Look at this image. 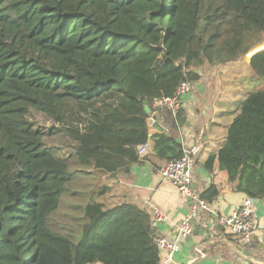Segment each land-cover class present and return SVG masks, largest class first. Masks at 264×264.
Here are the masks:
<instances>
[{"label": "trees", "instance_id": "trees-1", "mask_svg": "<svg viewBox=\"0 0 264 264\" xmlns=\"http://www.w3.org/2000/svg\"><path fill=\"white\" fill-rule=\"evenodd\" d=\"M263 40L264 0H0V264H159L150 215L126 202L106 208L105 185L89 194L77 242L49 228L70 165L99 180L127 173L152 115L180 124L181 110L173 117L157 100ZM249 67L263 88L241 102L204 166L217 162L236 192L264 200V50ZM52 135L69 154L48 148ZM153 148L166 161L183 150L163 133ZM217 194L211 185L198 195Z\"/></svg>", "mask_w": 264, "mask_h": 264}, {"label": "crops", "instance_id": "crops-1", "mask_svg": "<svg viewBox=\"0 0 264 264\" xmlns=\"http://www.w3.org/2000/svg\"><path fill=\"white\" fill-rule=\"evenodd\" d=\"M243 59L222 64L214 72L210 68L197 70L199 79L194 82L192 92L182 98L177 129L165 128L152 115L150 118L156 126L149 129L146 156L132 165L127 173L100 181L107 191L98 202L106 208L126 202L146 210L151 218L154 210L160 211L164 218L155 226L157 236L177 243L174 259L179 264H264V200L254 202L258 229L251 239L245 243L230 235L217 225V220L229 216L247 197L234 190V184L228 182L217 162L211 170L204 166L206 159L224 145L227 128L239 111L241 103L235 107L232 96L238 94L241 97L242 94L245 99L250 92L263 88L262 82L250 74L249 60ZM241 60L246 68L240 70L234 64ZM242 90L250 92L241 93ZM161 133L173 138L181 149L200 144L192 187L198 194L211 185L218 190L217 196L207 203L209 210L199 212L191 220V232L185 237L178 235V227L189 215V201L158 174V167L167 162L158 158L153 148L155 138ZM160 255L162 258L163 252L160 251Z\"/></svg>", "mask_w": 264, "mask_h": 264}, {"label": "built area", "instance_id": "built-area-1", "mask_svg": "<svg viewBox=\"0 0 264 264\" xmlns=\"http://www.w3.org/2000/svg\"><path fill=\"white\" fill-rule=\"evenodd\" d=\"M194 88L193 82L181 81L172 97L162 98L155 102L156 107L165 106L173 117L182 109V98L192 92ZM156 124L152 119H148L149 129L154 128ZM139 157L142 159L146 156V145L139 147ZM201 152V145L195 144L191 147L184 148L182 155L178 159L170 160L158 167V174L164 180L169 182L181 195H184L189 201V215L181 222L178 227V235L185 237L191 232V220L195 218L199 212L209 210L208 204L199 198L198 193L193 189L192 173L196 163L197 155ZM255 199L245 198L240 205L235 207L231 214L217 220L219 227L225 228L232 236L240 238L247 243L258 229V223L254 212ZM163 215L159 210H154L151 223L156 226L163 220ZM156 245L163 252V256L159 264H179L174 259V254L178 251V245L175 242L158 237Z\"/></svg>", "mask_w": 264, "mask_h": 264}, {"label": "rangeland", "instance_id": "rangeland-1", "mask_svg": "<svg viewBox=\"0 0 264 264\" xmlns=\"http://www.w3.org/2000/svg\"><path fill=\"white\" fill-rule=\"evenodd\" d=\"M254 43L255 40L252 38V36L246 40L247 45ZM260 46L262 45H259L255 48H258ZM255 48H253L252 50L256 51ZM246 59L249 60L250 58L245 56L243 60ZM243 60H241V62L243 63L240 62L238 64H234L238 65L237 67H239L240 70L246 68ZM217 69L218 67L211 68L213 72ZM250 74H252L251 70ZM207 77H209L208 74ZM231 88H234V86H232ZM247 92L250 91H241V93ZM243 99L244 96L242 94L241 97L238 94H234L232 96V100L234 101L233 104L235 107H238L239 102L241 103ZM30 118L33 122L36 121L38 125H42L45 128H48L50 126V123L43 120L41 116L32 115L30 116ZM50 137L51 138L47 139L48 148L52 146L61 147L60 149L63 150L61 151V154H63L64 152V156L69 154L68 149H65L61 146V138L59 136L52 135ZM69 171L72 173L71 179L69 182H67L65 189L59 198V203L56 210L49 217L48 226L53 232L67 237L72 242H77L79 240L82 227L85 224L83 210L84 205L88 202L89 194L101 186V180L97 179L93 173H90L89 169H82L80 167H77L76 165L71 164Z\"/></svg>", "mask_w": 264, "mask_h": 264}, {"label": "water", "instance_id": "water-1", "mask_svg": "<svg viewBox=\"0 0 264 264\" xmlns=\"http://www.w3.org/2000/svg\"><path fill=\"white\" fill-rule=\"evenodd\" d=\"M262 50H264V45L260 46L259 49H257L256 51H254L253 54H252L251 56H249L248 58H251L254 54H256L257 52L262 51ZM246 56H247V55H246ZM179 66H180V65H178V67H179ZM144 110H145L146 112H148V108H147V107H144Z\"/></svg>", "mask_w": 264, "mask_h": 264}]
</instances>
